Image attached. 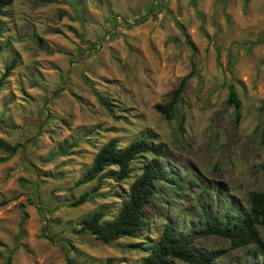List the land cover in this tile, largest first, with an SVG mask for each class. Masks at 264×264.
I'll list each match as a JSON object with an SVG mask.
<instances>
[{
  "label": "rangeland",
  "instance_id": "rangeland-1",
  "mask_svg": "<svg viewBox=\"0 0 264 264\" xmlns=\"http://www.w3.org/2000/svg\"><path fill=\"white\" fill-rule=\"evenodd\" d=\"M242 3L225 0L221 11L217 0H17L5 9L0 75L11 57L17 64L0 90V139L24 147L0 163V264L11 251L12 264H140L165 223L180 237L203 229L199 204L220 217L247 210V193L264 191V112L257 111L264 0ZM191 67L180 109L167 121L153 106ZM228 81L240 100L238 120L225 105ZM141 137L163 145L160 160L182 187L156 183L136 239L103 245L74 234L96 209L114 216L150 155L98 190L96 182L74 187L76 179L108 140L123 148ZM62 150L68 154L57 156ZM258 231L264 242V227ZM192 248L214 264L259 262L251 246L229 250L217 236H200Z\"/></svg>",
  "mask_w": 264,
  "mask_h": 264
},
{
  "label": "trees",
  "instance_id": "trees-1",
  "mask_svg": "<svg viewBox=\"0 0 264 264\" xmlns=\"http://www.w3.org/2000/svg\"><path fill=\"white\" fill-rule=\"evenodd\" d=\"M14 1L17 0H0V17L4 16L5 9ZM217 1L221 5V11H223L225 0ZM249 1L243 0V9L246 8ZM188 2L193 6L195 0H188ZM197 17L199 16L197 15ZM145 20L146 16L137 19L135 23L140 24ZM198 30L203 33L201 26ZM16 64V57L13 56L3 68L0 75V90ZM192 74L191 67L188 74L179 80L167 101L153 106V109L163 119L169 121L176 117V112L182 103L181 96L185 90L186 81ZM225 89V105L233 110L234 119L238 120L240 100L232 81L225 84ZM72 97L79 100L73 94ZM257 111L264 112V102L258 106ZM177 117L179 118L178 129H181L184 115L179 113ZM263 140L264 127L259 132V143L262 144ZM23 147L21 144H8L0 139V151L5 153L4 156L0 157V163L6 162ZM162 153L163 145L161 143L152 144L144 137L133 140L123 148H118L114 139L104 143L96 151L91 164L82 176L76 179L73 184L74 187L96 182L94 190H98L103 179H113L115 182L122 181L131 174L130 164L135 157L148 154L150 158L141 168L140 174L128 185L127 193L120 200L116 213L111 219H105V212L101 208L96 209L79 220L73 233L91 235L94 240L103 245L111 244L121 238L136 239L137 231L143 226L142 213L150 203V198L156 189V183L164 181L168 185L182 187L177 173L161 162ZM67 154V150H62L57 153V156H66ZM110 168L115 169L111 174L106 172ZM261 168L264 170V163L261 164ZM93 196L94 191L82 193L70 205L79 206L85 202L86 198ZM3 205L5 202H0V206ZM247 205V210L242 215L233 214L227 210L224 216L220 217L216 213H211L204 205L199 204L203 229L198 233H190L180 237L174 233L168 223H165L157 240L146 245V256L140 264H172L175 260L185 264H214L212 258L204 256L192 248L195 239L206 235L217 236L226 240L229 250L251 246L252 257L259 260L255 264H264V242L258 231V227H264V191H249L247 193ZM38 211L43 213L41 209ZM0 247H3L1 242ZM11 252L1 264H12ZM106 264L111 263L107 261Z\"/></svg>",
  "mask_w": 264,
  "mask_h": 264
}]
</instances>
